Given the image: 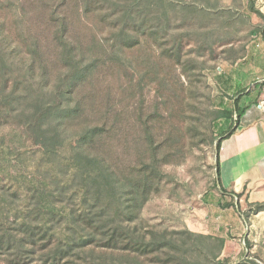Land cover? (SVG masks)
<instances>
[{
    "label": "trees",
    "instance_id": "trees-1",
    "mask_svg": "<svg viewBox=\"0 0 264 264\" xmlns=\"http://www.w3.org/2000/svg\"><path fill=\"white\" fill-rule=\"evenodd\" d=\"M94 1L80 0L79 7L88 11ZM152 1L116 0L113 5L123 9L121 22L128 18L135 25ZM249 1L251 10L264 16ZM164 2L158 4L168 22L172 5ZM63 4L24 1L23 12L28 6L42 18L27 57L16 62L21 47L0 25V256L12 251L14 264H231L221 258L224 238L188 228L169 232L141 226L144 208L159 190L167 151L154 144L148 123H137L148 144L145 151L130 165L110 157L108 146L115 147L125 125L114 118L120 111L110 104V95L95 89L99 64L90 61V53L96 43L74 38ZM119 30L130 37L127 41L133 38L124 27ZM64 65L71 69L61 73ZM251 93L247 88L238 98ZM249 108L218 117L233 123L216 145L217 184L223 195L235 199L242 195L222 186L220 152ZM233 206L246 222L264 211V204L248 214L239 203L227 208ZM244 244L252 248L246 237ZM236 264L260 263L245 259Z\"/></svg>",
    "mask_w": 264,
    "mask_h": 264
},
{
    "label": "rangeland",
    "instance_id": "rangeland-1",
    "mask_svg": "<svg viewBox=\"0 0 264 264\" xmlns=\"http://www.w3.org/2000/svg\"><path fill=\"white\" fill-rule=\"evenodd\" d=\"M24 1L0 0V25L11 36L9 41L21 47L14 62L27 57L30 38L42 18V13L28 6L23 12ZM115 1L96 0L84 11L80 0H61L74 38L87 45L96 43L90 53V61L99 64L95 89L110 95V104L121 113L114 118L125 125L115 147L108 146L110 157L130 165L145 151L148 144L143 131L135 129L137 123H148L154 144H163L167 151L168 158L163 159L167 163L157 178L159 190L150 196L141 226L224 234L229 250L222 259L231 264L245 259L264 264V229L258 226V231L251 232L252 215L246 222L233 206L224 217L227 226L215 225L220 220L218 212L236 204L231 198L228 202L229 195H223L217 184L216 145L233 123L218 117L226 110L249 106L242 117L246 116L244 124L255 111L263 118L257 106L264 108V16L251 10L249 0H164L172 5L170 21L165 22L161 0H153L143 16L135 10L140 20L133 25L128 18L119 20L123 9L114 8ZM253 1L264 15V0ZM122 27L133 37L129 41L130 37L120 34ZM70 66L60 67L61 73ZM247 88L251 95L238 98ZM249 212L247 207L244 213ZM245 237L252 244L248 250ZM10 255L12 251L2 254L0 264H14ZM31 261L21 264L36 263Z\"/></svg>",
    "mask_w": 264,
    "mask_h": 264
},
{
    "label": "crops",
    "instance_id": "crops-1",
    "mask_svg": "<svg viewBox=\"0 0 264 264\" xmlns=\"http://www.w3.org/2000/svg\"><path fill=\"white\" fill-rule=\"evenodd\" d=\"M257 108L261 111L263 118L257 116L255 111L254 115L252 113L250 115L252 120L247 119L244 124L245 116L235 134L223 141L220 152L223 188L228 192L234 191L242 195L241 199H235L231 194H227L229 196L226 198L228 202L234 199L236 204L240 201L244 209L243 212L247 210V207L251 209L256 205L264 204V108L260 106ZM253 117L257 118L253 119ZM226 163H228V169L224 172L223 165ZM232 209L233 207L221 209L220 213L218 212L220 220L218 223L215 221V225L227 226L225 219L231 214ZM251 215L253 216V223L250 226L251 232L258 231L257 229L261 226L264 229V211ZM191 224L198 228L202 227L200 222H192ZM188 226H191L190 223ZM196 231L203 233L200 229ZM214 236L226 240L223 251V254H226L229 250V239L227 240L224 234H215Z\"/></svg>",
    "mask_w": 264,
    "mask_h": 264
}]
</instances>
